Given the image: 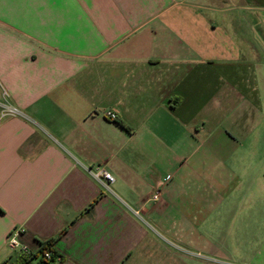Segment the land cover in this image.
<instances>
[{"label":"crops","instance_id":"crops-1","mask_svg":"<svg viewBox=\"0 0 264 264\" xmlns=\"http://www.w3.org/2000/svg\"><path fill=\"white\" fill-rule=\"evenodd\" d=\"M263 202L264 0H0V264L13 229L55 264H125L156 228L219 255L189 217Z\"/></svg>","mask_w":264,"mask_h":264},{"label":"rangeland","instance_id":"rangeland-1","mask_svg":"<svg viewBox=\"0 0 264 264\" xmlns=\"http://www.w3.org/2000/svg\"><path fill=\"white\" fill-rule=\"evenodd\" d=\"M194 186L195 184L187 185L186 190L189 194L192 193ZM207 191L209 202L206 205L211 212L212 204L217 205L218 197L211 195V189ZM190 201L195 202L193 199ZM236 206L237 203H227L221 209H224L223 215L216 217L218 222H213L210 216L205 223L207 227H204L203 231L200 227L199 232L196 221H200L202 216L189 217L191 225L187 228V238L196 241L201 235V239H207L219 249V255L201 246L195 247L186 242L176 241L156 228L149 232L148 247L138 250L125 264H248L244 263V260H247L245 254L253 253L255 250L253 247L264 245V209L263 212H259L257 208L250 216L234 215L233 210ZM243 206L244 204H241L239 209ZM256 207H260L259 202ZM261 208H264V202ZM248 248H251L250 252H246Z\"/></svg>","mask_w":264,"mask_h":264},{"label":"built area","instance_id":"built-area-1","mask_svg":"<svg viewBox=\"0 0 264 264\" xmlns=\"http://www.w3.org/2000/svg\"><path fill=\"white\" fill-rule=\"evenodd\" d=\"M5 112L7 113V115L15 114V110L11 108H5ZM107 115L110 119L115 120L118 115V112L116 110H112L108 112ZM95 177L97 179L103 178L106 181H111V176L107 172H104V171H100L99 173L95 175ZM160 196H161V189L159 188L153 193V195H151L150 200L152 202H158L160 200ZM20 236H21L20 229H13L6 238V246L18 258L29 259L33 255V253L26 245H24L21 242ZM51 255H52L51 251L47 250V251H44L41 258L43 260H49ZM56 259L57 257L55 258V262H56Z\"/></svg>","mask_w":264,"mask_h":264},{"label":"trees","instance_id":"trees-1","mask_svg":"<svg viewBox=\"0 0 264 264\" xmlns=\"http://www.w3.org/2000/svg\"><path fill=\"white\" fill-rule=\"evenodd\" d=\"M52 245H53V240L46 241L44 243H41V247L38 252L34 253L29 259H18L19 264H30V262L34 259L39 257V262L40 264H55V258H56V253L53 252L52 250ZM51 251L52 255L49 260H43L41 258L42 254L44 251Z\"/></svg>","mask_w":264,"mask_h":264}]
</instances>
